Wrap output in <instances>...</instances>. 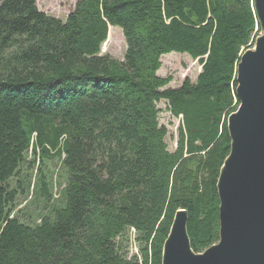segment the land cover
Returning a JSON list of instances; mask_svg holds the SVG:
<instances>
[{
	"label": "trees",
	"instance_id": "trees-1",
	"mask_svg": "<svg viewBox=\"0 0 264 264\" xmlns=\"http://www.w3.org/2000/svg\"><path fill=\"white\" fill-rule=\"evenodd\" d=\"M36 1L0 0V264H161L177 210L195 253L217 243L236 67L260 34L253 1L78 0L64 22ZM113 27L122 61L101 54ZM172 53L199 65L194 83L157 75ZM161 101L180 119L174 152ZM28 156L62 158L67 174L62 206L35 225L13 214Z\"/></svg>",
	"mask_w": 264,
	"mask_h": 264
},
{
	"label": "water",
	"instance_id": "water-1",
	"mask_svg": "<svg viewBox=\"0 0 264 264\" xmlns=\"http://www.w3.org/2000/svg\"><path fill=\"white\" fill-rule=\"evenodd\" d=\"M252 1L260 34L236 67L239 104L226 120L229 153L216 182L218 241L195 253L187 212L177 210L161 264H264V0Z\"/></svg>",
	"mask_w": 264,
	"mask_h": 264
},
{
	"label": "rangeland",
	"instance_id": "rangeland-1",
	"mask_svg": "<svg viewBox=\"0 0 264 264\" xmlns=\"http://www.w3.org/2000/svg\"><path fill=\"white\" fill-rule=\"evenodd\" d=\"M77 1L78 0H37L36 8L47 16L64 22ZM113 28L109 41H106L102 45L101 54L109 55L118 61H122L126 50L125 41L121 30L117 27ZM160 62L161 68L157 72V75L162 78L171 77L172 81L168 85V88L171 89L179 88L185 79L194 83L200 72L199 65L195 61H192L186 54L172 53L163 55ZM156 107L159 110L158 123L160 126H164L168 131L165 139L168 151L174 152L180 119L171 117L170 113L167 111L166 102L161 101ZM27 160H33L34 165H31V167H33L31 169L30 167H23L20 170L18 180L22 183V191H20V187L18 189L20 195L16 200L17 207L13 214L18 216L22 222L35 225L42 217L51 216L54 209H58L62 206L64 202L63 188L66 184L67 174L61 164L62 158L40 160L37 156L34 159L28 156ZM38 177L43 178L48 184L47 189L50 196L47 199L39 194L37 188L39 184ZM134 233L132 229L129 230V240L124 245L127 249L128 257L137 253Z\"/></svg>",
	"mask_w": 264,
	"mask_h": 264
},
{
	"label": "bare ground",
	"instance_id": "bare-ground-1",
	"mask_svg": "<svg viewBox=\"0 0 264 264\" xmlns=\"http://www.w3.org/2000/svg\"><path fill=\"white\" fill-rule=\"evenodd\" d=\"M253 48V47H252ZM252 48H249V49H252Z\"/></svg>",
	"mask_w": 264,
	"mask_h": 264
}]
</instances>
